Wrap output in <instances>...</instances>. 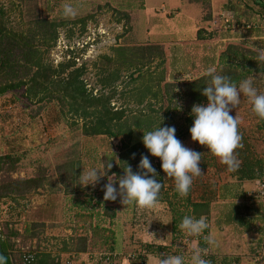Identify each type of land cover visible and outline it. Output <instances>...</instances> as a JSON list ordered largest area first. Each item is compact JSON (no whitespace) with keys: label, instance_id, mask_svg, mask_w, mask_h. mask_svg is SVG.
Instances as JSON below:
<instances>
[{"label":"rangeland","instance_id":"rangeland-1","mask_svg":"<svg viewBox=\"0 0 264 264\" xmlns=\"http://www.w3.org/2000/svg\"><path fill=\"white\" fill-rule=\"evenodd\" d=\"M216 1L219 9H215L212 14H216L221 18L219 20L226 17L227 20L237 18L242 21V14L247 13V8L243 6L241 8L240 6L241 0H226L225 3L230 2L233 7V10H229V12L219 7L221 0ZM200 2L206 3V0H200ZM65 4H70L75 9L76 15L74 17H66L63 14V5ZM0 5L4 11L3 22L5 26L13 30L24 29L32 17L44 15L53 18L56 22H64V25L56 27V37L44 54V61L56 66L58 62L76 57L74 67L83 65L84 71L80 78L83 80L85 88L91 91L92 94L99 93L101 89L98 82L101 77L100 65L104 62L110 65L107 58H112L116 46L145 44L153 46L157 43L156 36L162 41L167 38L182 37L177 33L175 35L171 33L173 36H170L168 26L166 27L164 24L165 16L169 15L168 6L163 4L160 6L159 0H0ZM185 7L186 3L183 5L184 9ZM178 9L182 8L179 7ZM123 11L128 13L127 17L122 16ZM170 14L172 13L170 12ZM82 16L85 17L83 26L76 21ZM255 18L252 20L253 22L246 23L244 27L247 28L249 24L255 25L258 20L257 16ZM249 20L251 21V19ZM224 25L225 27L221 29V25L219 26V23L215 22L209 29H220L218 33L213 35L216 37L212 38L213 43L216 42L217 53L224 50L228 43L238 44L242 49L251 47L255 40L264 43V26H260L259 30V36L263 37L256 39L229 36L233 33L235 26L232 25L231 20H229L228 26L227 22ZM237 28L238 30L245 29L242 26ZM223 30H227V36ZM178 43L179 41L175 40L172 45ZM169 45L167 42H163L157 43L156 48L153 46L154 49L149 51L147 55L150 62L143 66L141 71L145 69L148 71L154 70L155 73L163 71V74H166L169 66H166L168 62L166 56L168 57V55H166L165 48ZM261 46H264V44ZM159 51H161V56L164 54L161 58L157 55ZM102 56L107 57L103 59ZM131 71L130 68V70L119 72L118 79L114 82L116 94L110 103L114 108L125 106L133 110L143 108L146 111L147 97H144L139 104L135 103L133 99L131 88L135 84H139L140 79L130 82L129 73ZM132 76L136 77L137 73H133ZM20 95V93H15V98H22ZM150 102L153 103L150 105L153 109H157L159 104L165 103L164 100L155 102L154 98H150ZM173 102H175V112L172 115V120L181 124L184 117V101L182 97L175 95ZM247 104L248 106L251 105L250 102L243 103L241 100L238 107L231 109L233 116L237 115L239 117L240 125H247L245 124V120L248 121L247 111L249 110ZM8 106L0 97V154L9 150H18V153L23 152L24 154L23 157L19 156L20 160L17 162L19 171L11 172V176L26 177L31 175L32 170L35 168L43 166L46 167L44 173L47 176L43 188H38L36 192H31L25 198L18 199V205L11 204L14 205L11 206L7 203H0V224L7 222L9 223L8 226L15 228L18 233L11 238L13 243L11 254L15 258H19L20 247L28 245L29 248L35 251L37 258L41 257L42 254H47L49 257L63 259V253L69 251L68 248L72 244L73 236L83 233L82 228H77L78 230L74 234L72 228L73 226L77 227L80 223L74 225L72 219L74 211L79 208H82L81 210L84 212L92 211L95 214V221L107 225L108 220L102 214L103 209L106 206L109 208L115 206L116 209H114L118 217L115 220L114 227L120 240L118 243L120 250L118 253H114L116 257H119V262H116L115 257H113L110 258L112 264H129V254L131 255L133 251L137 250L142 243L169 244V228L164 227L161 223L154 225L157 220L164 221L166 218L164 208L160 204L162 202H158L152 209H141L135 203L130 207L129 205L120 204L118 200L105 201L102 189L108 183V176L111 179L114 176L113 174L107 175L103 182L101 180L100 186L97 184L95 187L90 185V188L86 189L75 188L76 180L79 177H70L69 172L67 175H63L62 165L65 162L82 164L86 170H88V167L91 169L92 165L93 168L102 171L100 161L103 162L106 153L113 154V159L116 160L119 148L118 137L115 140L111 138L112 143L109 144L107 143L108 139L102 134L83 136L79 133L82 121L76 118L75 121L78 123L70 125L73 116L68 113L66 114V123L59 120L60 118L56 117L54 101L47 102L32 122H27L28 117L26 113L19 112L20 107L10 105L8 108ZM28 106L33 108L35 103H30ZM5 110H10L12 117L5 118L7 113ZM157 114L162 116L161 108H159ZM73 135L74 137H72ZM179 141L184 147L191 150L199 148L201 155L210 154L207 146L200 145L198 141L191 139V133H187ZM91 154H94L93 159H90ZM208 158L212 161L211 155ZM215 158L219 159L216 156ZM34 160L36 161L33 164H29ZM166 177L164 175L161 177L162 184L165 183L166 186H169L174 183L173 179H166ZM252 187L250 191L253 192L256 188ZM88 191L89 198L84 194ZM75 202L79 204H74ZM116 205H119V207ZM147 212L149 214L145 215ZM144 216L147 217L149 223L152 222L149 227L146 226ZM212 226L216 228L215 222H212ZM28 227L33 233L32 235L24 232V229ZM233 239H238L236 231L232 233ZM245 239L247 242L249 241L247 237ZM232 240L230 242L235 243ZM227 243L230 247V243ZM222 248L228 249L227 245H223ZM209 254L211 253L209 252ZM162 256L167 255H161L160 258ZM181 257L184 258V256ZM247 259L242 260V262L249 264L250 260ZM46 261L48 260L46 259ZM60 262L58 261V263ZM83 264H109V259L106 260L104 257L98 259L91 255L89 257L84 255Z\"/></svg>","mask_w":264,"mask_h":264},{"label":"trees","instance_id":"trees-1","mask_svg":"<svg viewBox=\"0 0 264 264\" xmlns=\"http://www.w3.org/2000/svg\"><path fill=\"white\" fill-rule=\"evenodd\" d=\"M246 3L247 14H245V17L247 20L245 19L243 23L240 21V23L242 25L251 23L253 22L252 20L256 19V16L258 19L256 24L260 20L264 21V0H246ZM3 13L4 11L0 5V97L3 98L4 102L9 106L20 107L21 110L19 112L26 113L27 122H32L47 102L54 101L56 117L60 118L59 120L66 123V114L68 113L73 116L70 125L78 123L75 121L76 118L82 121L79 133L83 136L102 134L108 139L107 143L109 144L112 143L111 138L118 137L119 148L116 160L113 159V154L106 153L103 162L100 161L102 171L107 161L113 164V167L101 178L102 182L107 175L113 174L117 177L115 187L118 189V177L124 175V169L127 165L131 166L134 173L140 171L138 165L142 154L148 157L157 172L155 179L161 182L163 172L161 159L151 155L144 146L142 141L144 132L154 131L159 126L175 127V137L178 140L190 133L189 129L193 125L195 118L191 114L193 105L207 106L208 103L207 97L202 94L203 89L210 83V77L206 75L207 71L201 72V74L196 76L193 75L188 79L165 81L163 71L158 73H155L154 70L148 71L146 69L141 71V68L150 62L147 55L154 47L156 48L155 44H153L154 47L150 44L116 46L114 48L115 54L112 58H107L110 61V65L106 62L100 65L101 77L98 82L101 89L98 94H92L91 91L85 88L84 82L80 78L84 71L82 64L74 67L73 58L58 62L56 66L44 61V54L53 44L56 37V27L64 25V22H56L53 18H48L44 15L32 17L24 29L13 30L5 26ZM127 14L126 11L122 12L123 17H127ZM84 19L85 17L82 16L76 21L83 26ZM252 27L254 28V25L249 24L247 26L248 29ZM263 54L264 47L257 46L256 43L251 47H246V49L240 48L238 44L228 43L225 49L218 53L217 60L212 68L216 69V74L229 77L231 82L237 86L247 77H256L257 81L264 80V60H261V56H264ZM157 55L160 58L163 56H161V51ZM102 57L105 59L107 56ZM130 68L132 70L129 73L130 82L140 79L139 84H135L131 88L133 99L135 103L139 104L144 97H147L146 111L143 108L133 110L125 106L114 108L110 103L116 94L114 82L118 79L119 72L130 70ZM133 73H137V76L133 77ZM258 73L261 75H257ZM15 93H20L22 98L16 99ZM175 95L182 97L184 101V117L181 124L172 120V115L175 112V102H173ZM150 98H154L155 102L164 100L165 103H162L163 105L159 104L157 109H153L150 107L153 104L150 102ZM30 103H35V106L29 108L28 105ZM159 108L162 109V116L157 114ZM247 109L249 110L247 111L248 118L256 119L257 121L254 125L258 129L264 128V120L253 113L252 105H247ZM5 111L7 112L5 118L12 117L10 110ZM238 131L242 136L243 147L235 150L240 165L236 171L232 172L238 173L241 179L257 178L261 169H256L258 162L256 158L251 159L249 156V149L255 148L254 142L257 137H250L245 132L243 133L244 129L241 125L238 126ZM244 142L247 143V146H245ZM133 153L135 154L134 157ZM23 155V152L18 153V150H9L0 154L1 204L18 205V199L25 198L31 192H36L38 188H43L45 179H47L44 173L46 171L45 166L35 168L32 170V174L26 177L11 176V172L19 171L17 162ZM93 157L94 154H91L90 159H93ZM35 161H31L29 164H33ZM69 163L65 162L62 165L63 175H67L69 172L70 177H79L83 170H86L82 164ZM91 167L93 168L92 165ZM259 179L264 180L262 178ZM101 180L97 185L100 186ZM194 184L193 178V183L186 197L179 195L175 185L164 187L162 184L163 187L160 190L158 202L164 203L168 210L170 221L168 225L169 244L142 243L137 250L132 252L134 254L129 259V264H137L141 258V253H148L158 257L175 254L187 257L186 254L188 249H190L193 235H188L179 225L184 216L199 219V216L208 215V203L205 200H201L202 197L199 199V197L192 196ZM76 187L86 189L90 188V185L81 186L79 179H77ZM258 191L259 188L257 186L255 191H251V193L260 197ZM84 194L89 198V191L84 192ZM260 198L263 200L262 197ZM117 200L120 201L119 196ZM74 204L79 203L75 202ZM133 204H129V206L132 207ZM116 206L119 207V205ZM114 208L106 206L103 209L102 214L108 220L107 225L99 224L95 221V214L92 211L84 212L81 210L82 208L76 209L72 215L73 223L74 225L78 222L80 223L77 227H72L73 232L75 234V231L78 230L77 228H82L83 233L73 236L72 244L68 250L99 251L101 253H109L107 257L113 258V254L118 253L120 250L118 246L120 240L114 227L118 214H116V208ZM8 224L7 222L0 224V254L7 258V264H12V260L9 259L13 249L11 238L18 233L15 228L8 226ZM24 232L29 235L31 233L30 228H25ZM170 248L172 249L170 250ZM114 257L115 261L119 262V257ZM213 257L209 252H205L203 255V258L208 260L210 264H213L211 263ZM219 263L222 264V259L219 260ZM34 264L59 263L56 258L42 254L39 258L36 255ZM109 264H112V262L109 261Z\"/></svg>","mask_w":264,"mask_h":264},{"label":"crops","instance_id":"crops-1","mask_svg":"<svg viewBox=\"0 0 264 264\" xmlns=\"http://www.w3.org/2000/svg\"><path fill=\"white\" fill-rule=\"evenodd\" d=\"M225 1L226 0H221L219 7L226 10V12L233 10L232 4L230 2L225 3ZM241 1V8L242 6L246 8V0ZM184 3H186L185 9L189 8L188 10L183 8ZM162 4L168 6L167 11H169V15L167 14V16H165L164 24L166 27L168 26L167 28L170 36H173L171 33L174 35L177 33V35L182 36L167 38L163 41L156 36L157 43L167 42L168 45L170 44L165 48L167 51L166 55H168V57L166 56L168 59L166 66L169 67L166 74H164V80L188 79L189 76H196L212 68L218 56L215 47L217 45L216 42L213 43L212 38L216 37L213 35L218 33L220 29H209L215 22H218L219 26L221 25V29L225 27L223 19L219 20L221 18L216 16V14H212L215 9H219L217 1L206 0V3H201L200 0H159V5L161 6ZM179 7L182 9H178ZM170 12L172 14H170ZM245 14L241 16L243 18L241 21L242 23L245 21ZM229 20H231L232 25L236 27H234L233 33L229 36L256 39L263 37L259 36V30L260 26H264V21L260 20V23H257L256 26L254 25V28L248 29L244 27L245 24L241 25L240 19L238 20L237 18L228 19L227 26ZM161 21L163 22L162 17ZM238 26H242L245 29L238 30ZM228 30L230 31V29ZM223 32L226 33L227 30H223ZM225 35L227 36L228 34L226 33ZM175 40L179 41V43L172 45ZM157 43H155V45ZM254 43H256L257 46L264 44L260 40H255L253 41V44ZM257 75L261 74L258 73ZM256 81L255 77L253 86L258 89V92H264V80ZM260 81L262 82L259 83ZM240 98L243 103H249L248 97L243 94ZM231 112L232 111H230V113ZM230 115L233 116L232 113ZM256 122V119L253 120L248 118V121L245 120V124L247 125H241V127L244 129L243 133L245 132L246 135L257 137V140L254 142L255 148L249 149L250 158H256L258 161L256 169H261L260 175L257 178L241 179L238 173L230 171L229 168L225 164H222L220 159L215 158L211 152L209 155L212 156V161L209 160L208 154L202 155L199 167L203 174L194 178L195 184L193 185L192 196L199 197V199L202 197L201 200H205L208 203V215L202 216L208 220L209 227L205 230V235L201 237V241L196 242L192 240L190 249H188V253L186 254L187 257L183 258L185 264H190L192 250L194 247L199 246L205 247L206 250L211 253L212 257L214 256L211 261L213 264L215 262L216 264H220L219 260L221 259L222 264H227V262L231 260H235L237 264H244L242 260H246L247 257V260H249L252 256L251 254L257 250L259 243L264 240V200L250 191L253 189L252 186H254V188L258 186L257 183L261 181L259 178L264 179V128L258 129L254 125ZM245 134L243 135L245 136ZM244 144L247 146L246 142H244ZM194 151L199 152L200 149L195 148ZM163 175L164 177L167 176L165 172H162V176ZM167 178L168 177H166V179ZM173 185L175 184L172 183L169 186L165 184L164 187ZM251 187L252 189H250ZM160 204L164 208L166 218L164 221L161 220L162 222L157 220L154 225L161 223L164 227L167 226L169 228L168 210L165 204ZM148 214L147 212L145 215ZM144 218H146V226L149 227L152 222L149 223L146 216H144ZM212 222H215L216 228L212 226ZM233 231L237 232L238 239L232 240ZM209 235L214 238V244H209L206 241L205 237ZM245 237L249 239L248 242ZM230 240L235 241V243L230 242ZM227 242L230 243V247ZM223 245H227L228 249L222 248ZM86 252L87 251L69 250L63 253V259L56 258V260L59 262L61 261L59 264H83V256L86 255ZM159 259L161 258L158 256L146 253L147 264H158Z\"/></svg>","mask_w":264,"mask_h":264},{"label":"clouds","instance_id":"clouds-1","mask_svg":"<svg viewBox=\"0 0 264 264\" xmlns=\"http://www.w3.org/2000/svg\"><path fill=\"white\" fill-rule=\"evenodd\" d=\"M63 14L66 17H74L76 11L72 5L65 4ZM261 60H264V56H261ZM206 75L210 77V83L203 89L202 94L207 97L208 103L207 106L194 104L191 109V114L195 117L189 129L191 139L198 141L200 145L207 146L209 151L230 171H236L240 161L235 150L243 147L242 136L238 131L241 121L237 115L233 117L229 113L232 108L239 106L240 97L243 94L248 97L253 113L264 120V92H258V89L253 86V77L241 81L237 87L229 77L216 74L215 68H209ZM175 132V127L159 126L154 131L144 132L142 141L151 155L161 159V167L167 177L174 180L175 189L179 195L186 197L193 178L203 174L199 167L202 155L184 147L175 137ZM132 155L135 156L134 153ZM112 167L113 164L107 161L103 171L97 168L83 170L79 175V184L95 187ZM138 168L140 171L134 173L131 166L127 165L124 175L118 177V189L114 186L117 177L114 175L109 179L108 176V183L102 189L104 200L116 201L119 196L120 203L125 206L135 203L141 209L154 208L158 203L163 185L155 179L156 169L147 156L142 154ZM179 227L188 235L199 236L209 225L203 216L199 219L184 216ZM205 239L209 244L215 243L211 235ZM203 255L199 247H194L190 264H210ZM0 264H7V258L2 254H0ZM158 264H185V262L181 256L167 255L159 259Z\"/></svg>","mask_w":264,"mask_h":264},{"label":"built area","instance_id":"built-area-1","mask_svg":"<svg viewBox=\"0 0 264 264\" xmlns=\"http://www.w3.org/2000/svg\"><path fill=\"white\" fill-rule=\"evenodd\" d=\"M223 22L224 23L227 22L226 17L223 19ZM257 185L259 188L258 195L262 197L264 200V180H261L260 182H258ZM204 235H205V230L202 235H199V236L193 235L192 240H195L196 242L201 241V237H203ZM199 248L202 250V253H205L207 251L206 248L203 246H199ZM20 251H21V253L19 254L20 264H34L35 258H36L35 251L31 250V248H29L28 245L21 246ZM85 254L87 257H89L90 255L97 257L98 259H100V257H104L106 260L109 259L110 261V258L107 257L109 256V253H101L99 251L98 252L87 251ZM133 254L134 253H132L131 255L129 254V257L130 258L133 257ZM140 255H141V258L138 260L137 264H147L146 254L141 253ZM114 256L115 254H113L112 257ZM249 260H250L249 264H264V240L259 243L257 250L252 254ZM227 264H237V262L235 260H231V261H228Z\"/></svg>","mask_w":264,"mask_h":264},{"label":"flooded vegetation","instance_id":"flooded-vegetation-1","mask_svg":"<svg viewBox=\"0 0 264 264\" xmlns=\"http://www.w3.org/2000/svg\"><path fill=\"white\" fill-rule=\"evenodd\" d=\"M36 255V254H35ZM9 259L12 260V264H20L19 263V258H15L13 254L9 255ZM36 259V258H35Z\"/></svg>","mask_w":264,"mask_h":264},{"label":"water","instance_id":"water-1","mask_svg":"<svg viewBox=\"0 0 264 264\" xmlns=\"http://www.w3.org/2000/svg\"><path fill=\"white\" fill-rule=\"evenodd\" d=\"M117 137H113L112 140H115Z\"/></svg>","mask_w":264,"mask_h":264}]
</instances>
